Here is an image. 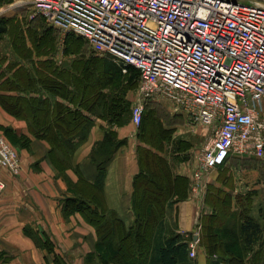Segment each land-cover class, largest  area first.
Here are the masks:
<instances>
[{"label": "built area", "instance_id": "1", "mask_svg": "<svg viewBox=\"0 0 264 264\" xmlns=\"http://www.w3.org/2000/svg\"><path fill=\"white\" fill-rule=\"evenodd\" d=\"M45 23L89 41L103 56L138 71L131 123L147 100L172 102L210 141L197 156L190 196L231 154L264 159V6L224 0H25ZM0 167L19 161L0 135ZM3 185H0V189ZM197 240L190 241L194 257Z\"/></svg>", "mask_w": 264, "mask_h": 264}, {"label": "trees", "instance_id": "2", "mask_svg": "<svg viewBox=\"0 0 264 264\" xmlns=\"http://www.w3.org/2000/svg\"><path fill=\"white\" fill-rule=\"evenodd\" d=\"M7 26L8 22L0 18V36L7 33ZM46 35V33L40 34L38 40L30 38L28 43L25 41L12 42L13 55L19 57L21 61H26L32 58L33 53L48 56L54 54L55 44L50 40H45ZM70 35L84 40L73 34ZM69 48L70 51L63 52V54H77L76 47L68 46L66 43L65 49L69 50ZM106 58L98 59L102 62L98 69L100 75L96 81L87 85L83 84L82 78L86 76L90 79L94 69L90 71L85 66L79 72V65L74 62L77 59H73L68 67L48 59L36 62L37 67L32 63L33 72L21 65L11 75L5 74L7 72L0 73L13 83L11 88L26 96L35 91L38 85L46 90L45 93L49 98L45 101L31 100L28 102L29 100L16 98L11 107L20 115L30 111L33 116L30 123L31 131L41 134L40 136L49 141L51 146L49 157L60 170L67 167L66 160L70 158L77 145L86 139L93 123L88 115L107 121L109 127L125 124L119 120L122 114L119 108L121 102L113 98L107 104V91L104 88L107 83L121 74L127 82L133 84L139 78V74L132 67H127L128 72L122 73L121 65L109 57ZM17 65H19L18 62L6 71H12ZM56 98L65 104L60 103ZM145 117L146 110L138 127L137 138L140 142L155 147L147 144L146 139L140 137L144 134L142 129L145 126ZM167 132L168 130L164 129V133ZM118 145L119 142L116 141L114 132L107 130L104 142L97 145L91 157L97 166V179L93 185L82 179L79 180L78 184L73 187V192L80 196L65 200L63 206L65 215L78 212L96 228L98 238L96 251L99 264H184L187 261L190 262L189 243L185 242L180 235L171 234L162 237L160 231L156 235L154 233L164 217L165 205L171 197L181 198L184 190L188 189V180L174 176L165 159L152 154L144 147L138 149L141 171L134 180L132 205L135 223L133 227L126 230L121 220L113 212L104 208L102 203L104 165ZM210 194L225 196L227 201L222 200L223 208H217L216 199L210 200ZM205 201L212 206L214 213L205 217L203 236L198 245L203 247L208 264H264V224L247 215L243 217L242 214L236 223L231 212V196L215 192L213 186H208ZM25 234L34 241L38 248H45L49 253L53 252V245L49 239L42 242L29 229H25ZM55 262L60 263L57 257ZM86 264H94L92 255L87 256Z\"/></svg>", "mask_w": 264, "mask_h": 264}, {"label": "crops", "instance_id": "3", "mask_svg": "<svg viewBox=\"0 0 264 264\" xmlns=\"http://www.w3.org/2000/svg\"><path fill=\"white\" fill-rule=\"evenodd\" d=\"M58 44L60 42L55 43L54 54L48 56L33 53L32 58L22 61L12 71H6L3 65L0 73L7 72L5 74L11 75L21 65L33 72L32 67H37L36 62L48 59L60 64L58 54L61 48ZM12 84L6 76L0 74V134L14 148L20 166L16 175L0 167V185H3L0 189V264H57L56 257L59 264H86L87 256L91 255L94 263L99 264L96 228L78 212L65 215L63 206L66 199L80 196L73 192V187L80 179L90 185L95 183L98 170L91 157L97 145L104 142L107 130L114 132L119 145L104 165L102 203L105 209L121 220L126 230L135 223L132 200L134 180L141 171L139 147H145L147 151L165 159L174 176L188 180V189L184 190L181 198L172 196L165 205V214L154 232L155 235L160 231L162 237L175 234L180 235L187 243L194 241V238L199 243L203 236L205 217L214 213L212 206L205 201L208 186H213L215 192L230 195L232 204L233 195L253 193L264 185L257 180H261V171L253 165L256 160L259 162L258 159L231 154L224 166L208 174L204 198L196 200L190 196L189 182L198 162L197 156L186 155L190 150L179 155L181 158H166L159 149L139 141L137 127L132 123L109 127L107 121L93 115H88L93 123L86 139L77 145L66 160L67 167L60 170L49 157V141L41 134L31 131L33 116L30 111L20 115L11 107L16 98L29 100L28 102L45 101L49 98L46 90L38 85V89L26 96L11 88ZM56 100L65 104L58 98ZM168 129L170 127L165 128ZM230 179L231 186L227 187L226 182ZM91 207L95 208L94 205ZM232 211L235 212L236 208ZM238 226L237 224V228ZM25 229H29L42 242L49 239L53 252L38 248L25 234ZM196 250L199 256L196 264H208L203 247L198 246Z\"/></svg>", "mask_w": 264, "mask_h": 264}, {"label": "rangeland", "instance_id": "4", "mask_svg": "<svg viewBox=\"0 0 264 264\" xmlns=\"http://www.w3.org/2000/svg\"><path fill=\"white\" fill-rule=\"evenodd\" d=\"M25 2V0H0V18L8 22V26L6 27L7 33L0 36V67L4 65L5 69H9L17 62L22 63L19 57L13 55L14 50L12 42L25 41L28 43L30 38L38 40L37 38L40 34L46 33L45 40H50L54 44L57 41L60 42V44H58L61 48L60 54H58L60 64L62 63L64 67H68L73 59H77V61L74 62L79 65V72L82 71L85 66H87L90 71L94 69V73L90 79L86 76L84 79L82 78L83 84H92L96 81L100 75L98 69H100V64L102 63L98 59H107V56H103L104 53H101L102 56H100V53L96 51L92 44L86 39H77L68 33H62L59 30L47 26L37 14H34L30 4ZM63 43L65 44L63 45ZM66 43H68V46H75L77 54H63V52L70 51V48L69 50L65 49ZM138 83L139 78L135 83L130 84L121 74V76H117L115 79L111 80L110 83H107L104 88V90L107 91V104L109 100L111 102L113 98L121 102L119 108H121L122 114L119 120L123 123H131L132 107L137 102ZM145 110V126L142 129L144 130V134L140 137L145 138L147 144H152L163 152L166 158L168 156L181 158L179 155L185 153L187 150H190V153H186V155L199 156L202 149L210 141L209 138L211 134L209 130L203 126L196 127L192 125L186 116L175 108L172 102L147 100ZM261 113L264 115V108ZM168 127H170L168 132L164 133V129ZM171 127L173 128L171 129ZM191 130H194V132ZM138 131L139 128L137 127L136 134H139ZM4 139L12 147L8 139ZM262 160H259V162L256 160L253 165L261 171V180L257 179L258 182L262 181L264 183V161ZM231 182L232 179L226 182L227 187L231 186ZM212 198L216 199L218 209L223 208L222 200L227 201L225 196L221 194H217V196L210 194V200ZM210 202L212 203V201ZM232 204L233 206L231 209L233 210L236 208L235 212L232 211L233 220L236 223L240 214H242L243 217L247 215L256 219L261 224H264V185L261 186V189L253 193L233 195ZM241 210L243 212H241ZM197 250L194 252V257L189 255L190 262L186 264H193V262H196V258L199 257Z\"/></svg>", "mask_w": 264, "mask_h": 264}, {"label": "water", "instance_id": "5", "mask_svg": "<svg viewBox=\"0 0 264 264\" xmlns=\"http://www.w3.org/2000/svg\"><path fill=\"white\" fill-rule=\"evenodd\" d=\"M227 2H232V3H236V2H240V1H246V2H251V3H259L261 5L264 6V0H224ZM195 240V238H194Z\"/></svg>", "mask_w": 264, "mask_h": 264}, {"label": "bare ground", "instance_id": "6", "mask_svg": "<svg viewBox=\"0 0 264 264\" xmlns=\"http://www.w3.org/2000/svg\"><path fill=\"white\" fill-rule=\"evenodd\" d=\"M36 23V22H35ZM128 72V71H127ZM156 106V105H155ZM162 114V113H161ZM164 114V113H163ZM165 116V115H164ZM148 118V117H147ZM169 121V120H168ZM188 147V146H187Z\"/></svg>", "mask_w": 264, "mask_h": 264}]
</instances>
